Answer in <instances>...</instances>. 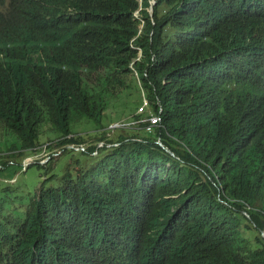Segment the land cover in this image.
<instances>
[{
  "label": "trees",
  "instance_id": "obj_1",
  "mask_svg": "<svg viewBox=\"0 0 264 264\" xmlns=\"http://www.w3.org/2000/svg\"><path fill=\"white\" fill-rule=\"evenodd\" d=\"M47 147L0 264H264V0H0V168Z\"/></svg>",
  "mask_w": 264,
  "mask_h": 264
},
{
  "label": "rangeland",
  "instance_id": "obj_2",
  "mask_svg": "<svg viewBox=\"0 0 264 264\" xmlns=\"http://www.w3.org/2000/svg\"><path fill=\"white\" fill-rule=\"evenodd\" d=\"M115 103L116 104L112 106L117 108L116 111H113V113L111 112V110L107 112L108 113L107 117L109 119H115V120H109L108 127L117 128V127L128 126L130 128H133L131 126H137L136 128H140V125L136 123L137 120H130L131 116L129 113L131 112H124L123 111L124 108H122V105H120L118 108L117 102ZM139 107L140 104L138 108ZM121 115L122 117H120ZM92 123L93 121L83 122L82 124L74 122L72 124V128L74 131L93 132L96 129V127ZM112 133L113 132L109 133L110 137L116 139L118 134H112ZM46 136H47L46 134H43L42 138L45 139ZM96 138L97 137H95V139ZM95 143H97V145L101 147L102 144L104 143V140L97 139ZM70 146H72V144H70ZM43 147L45 148V145H43ZM56 148H59V146ZM42 149L41 150L38 149L36 151L35 150L26 151L25 152L26 154H24L21 157L20 159L21 161L19 160L17 155H15L16 163H12L9 166H6L5 168H0V180L11 181L10 182L11 185H13L16 188V193L21 196H25L28 194L30 190L33 189L34 185L37 184L40 179L48 177L49 175H51V173H61L62 168L65 165L66 161L69 159V157L82 156L77 151L66 152L62 154V156L60 157V160L56 165V168H54L53 171H50L47 169L46 166L38 167V164L35 163L36 161H40L41 163H46L47 161L51 160L50 159L51 151L48 150V147L46 148V150H42ZM12 161H15V159H13ZM27 165L30 166L27 168L26 167ZM53 183L55 184L56 182Z\"/></svg>",
  "mask_w": 264,
  "mask_h": 264
},
{
  "label": "built area",
  "instance_id": "obj_3",
  "mask_svg": "<svg viewBox=\"0 0 264 264\" xmlns=\"http://www.w3.org/2000/svg\"><path fill=\"white\" fill-rule=\"evenodd\" d=\"M150 118L153 123H157V121L160 120V117L158 115H152Z\"/></svg>",
  "mask_w": 264,
  "mask_h": 264
},
{
  "label": "water",
  "instance_id": "obj_4",
  "mask_svg": "<svg viewBox=\"0 0 264 264\" xmlns=\"http://www.w3.org/2000/svg\"><path fill=\"white\" fill-rule=\"evenodd\" d=\"M153 3H154V2H153ZM150 11H151V13H152V11H153V7H152V6L150 7ZM263 234H264V233H263Z\"/></svg>",
  "mask_w": 264,
  "mask_h": 264
},
{
  "label": "bare ground",
  "instance_id": "obj_5",
  "mask_svg": "<svg viewBox=\"0 0 264 264\" xmlns=\"http://www.w3.org/2000/svg\"><path fill=\"white\" fill-rule=\"evenodd\" d=\"M264 235V234H263Z\"/></svg>",
  "mask_w": 264,
  "mask_h": 264
}]
</instances>
